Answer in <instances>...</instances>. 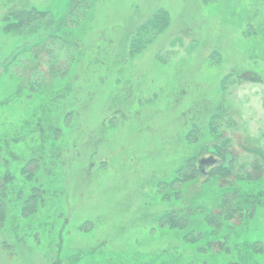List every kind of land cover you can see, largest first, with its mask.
Returning a JSON list of instances; mask_svg holds the SVG:
<instances>
[{"label": "trees", "instance_id": "obj_1", "mask_svg": "<svg viewBox=\"0 0 264 264\" xmlns=\"http://www.w3.org/2000/svg\"><path fill=\"white\" fill-rule=\"evenodd\" d=\"M13 1L19 4L11 7ZM0 4L11 9L2 21L4 35L23 36L31 44L38 34H45L43 39L35 38L32 45L26 44L31 68L26 77H20L15 92L0 103V225L12 228L18 238L34 241L38 232L58 241L69 225L87 237L96 226L113 222L105 205L99 206L97 211L101 212L95 217L86 216L84 208H78L77 213L76 207L72 208L76 203L87 205L96 190L102 189L105 196L111 194L106 175L111 164L112 136L119 126L107 117L112 113L109 117L114 116L121 123L124 114L115 112L117 98L124 96L123 91H115L120 92L123 80L111 82V78L119 77L121 68L132 67L169 30L171 15L165 9H157L128 31L120 46L104 39L75 40L73 31L90 12L83 0L76 1L61 18L22 0H0ZM30 26L37 31H28ZM155 59L165 65L161 53ZM113 66H119L114 76L109 74ZM73 67L77 77L74 75L70 88L76 86L77 92L68 90L69 83L49 88L51 80L68 79ZM82 87L88 96L81 95ZM109 87L112 92H107ZM129 87L128 94L132 91ZM101 92L103 95L98 97ZM137 100L129 103L131 111L140 108ZM18 106L24 109L19 112V119L11 121ZM210 108L213 111V106ZM6 116L9 119L4 122ZM80 117L84 121L82 127L78 125L82 123ZM234 123L228 113L220 110L205 114V129L193 120L182 136V144L171 147V160L162 171H154L150 193L158 201V209L150 208L152 203L142 205V225L133 232H145L149 242H165L164 248L149 254L154 262L264 264V251L258 248L264 244V133L258 140L263 148L250 144L238 149L226 135ZM112 131L114 134H110ZM205 137L209 142L199 144ZM207 153L219 160L204 159ZM204 160L212 163L202 164ZM52 222H56L54 231ZM17 226L22 232H17ZM233 226H244L238 241L241 247L237 248L234 232L230 237L236 245L228 254L224 237L229 229L233 231ZM222 231L224 235L220 234ZM103 242L95 252H110V259L120 256L109 249L110 238ZM181 248L192 251L193 256L180 254Z\"/></svg>", "mask_w": 264, "mask_h": 264}, {"label": "rangeland", "instance_id": "obj_2", "mask_svg": "<svg viewBox=\"0 0 264 264\" xmlns=\"http://www.w3.org/2000/svg\"><path fill=\"white\" fill-rule=\"evenodd\" d=\"M76 1L22 0V3L61 18ZM83 2L90 6V12L73 31V37L79 42L84 39H104L121 46L128 31L131 32L157 9L167 10L172 18L169 30L132 67L119 71V66H113L109 70L110 75L118 71L120 73L119 77L111 78V82H116L114 79L123 80L120 92L119 89L115 91V94L123 91L124 95L122 99L117 98L115 112L118 110L126 115H122L124 121L121 120V123L114 116L109 117L112 113L107 117L113 125L119 126L115 134L116 130L110 133L114 135L106 184L111 194L105 196L106 192L102 189L99 192L96 190L94 198L87 205L76 203L72 208L76 207L75 213L78 208H84L82 210L86 216L95 217L97 212H101L97 211L99 206L105 205L113 222L96 226L95 232L87 237L69 225L58 241L44 238L40 232L34 235L36 241L18 238L12 228L10 230L7 225H0V264H159L149 254L164 248L165 242L158 239L149 242L145 232L139 235L133 232L142 225L139 220L143 214L142 205L152 203L150 208L154 211L158 209L155 205L158 201L151 198L150 193L154 171H162L163 166L171 160V147L182 144V136L189 131L193 120L205 129L206 113L216 110L226 112L235 122L226 135L232 138L238 149L250 144H255L252 146L255 148H263L258 140L264 133V0ZM15 4L19 3L13 1L11 7ZM9 10L0 4V103L15 92L20 77H26L31 68V59L25 53L26 44H30L26 42L29 38L4 35L1 31L3 18ZM31 29L34 28L30 26L28 31ZM44 37L45 34L41 33L35 38L38 41ZM122 53L120 50L121 57ZM160 53L165 59L164 66L155 59ZM100 70L105 73L103 68ZM12 74L15 78H11ZM74 75L77 77L75 67L68 79L51 80L49 88L69 83L68 90L77 92L76 86L70 88ZM127 84L132 89L129 94ZM134 91L138 93L137 97ZM107 92H112V88L109 87ZM81 95H89L83 87ZM137 98L140 108L134 107V111H131L129 103ZM212 106L213 111L210 108ZM18 107L12 112L14 117H10L11 121L19 119V112L24 109ZM8 119L6 116L4 122ZM83 124V120L81 124L78 123L79 127ZM200 142L205 144L209 140L205 137V141ZM211 157L219 160L218 156L211 153L203 156L204 159ZM118 218L121 221L117 222ZM77 219L81 220V216ZM52 223L50 226L54 231L56 222ZM36 227L32 226L33 229ZM243 229L244 226H233V231L231 228L226 233L224 244L228 254L232 253L236 245L231 239L234 232L237 248L241 247L238 241ZM16 230L18 232L22 228L17 226ZM220 234L224 235L225 231ZM108 238L112 241L109 249L120 256L110 259L108 251L107 255L95 252L96 246ZM260 245L258 248L264 251V244L262 247ZM178 252L187 256L194 254L185 248ZM109 260L113 263H109Z\"/></svg>", "mask_w": 264, "mask_h": 264}, {"label": "water", "instance_id": "obj_3", "mask_svg": "<svg viewBox=\"0 0 264 264\" xmlns=\"http://www.w3.org/2000/svg\"><path fill=\"white\" fill-rule=\"evenodd\" d=\"M210 163H212V160H204V161L202 162V164H210Z\"/></svg>", "mask_w": 264, "mask_h": 264}]
</instances>
